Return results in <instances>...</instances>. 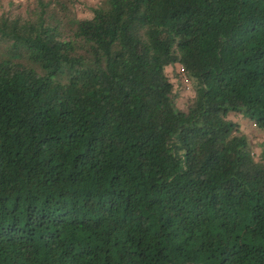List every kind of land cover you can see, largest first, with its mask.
<instances>
[{
    "label": "trees",
    "instance_id": "obj_1",
    "mask_svg": "<svg viewBox=\"0 0 264 264\" xmlns=\"http://www.w3.org/2000/svg\"><path fill=\"white\" fill-rule=\"evenodd\" d=\"M74 6L0 14V264H264V0Z\"/></svg>",
    "mask_w": 264,
    "mask_h": 264
},
{
    "label": "rangeland",
    "instance_id": "obj_2",
    "mask_svg": "<svg viewBox=\"0 0 264 264\" xmlns=\"http://www.w3.org/2000/svg\"><path fill=\"white\" fill-rule=\"evenodd\" d=\"M66 1V0H64ZM75 2L74 12L79 18H90L92 16L91 8L96 7L102 0H73ZM35 0H0V14L3 12H13L15 14L25 13V11L34 7ZM180 67L167 68V74L172 81L178 83ZM181 97L178 101L179 107L184 108L193 95V87L184 81L181 85ZM230 119L240 122L241 129L250 137L252 149L255 157L261 159L264 151V133H260L247 119H243L240 115L230 114Z\"/></svg>",
    "mask_w": 264,
    "mask_h": 264
}]
</instances>
